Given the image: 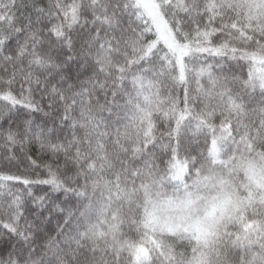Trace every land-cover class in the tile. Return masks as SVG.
I'll return each instance as SVG.
<instances>
[{
    "label": "snow or ice",
    "instance_id": "obj_1",
    "mask_svg": "<svg viewBox=\"0 0 264 264\" xmlns=\"http://www.w3.org/2000/svg\"><path fill=\"white\" fill-rule=\"evenodd\" d=\"M0 264H264V0H0Z\"/></svg>",
    "mask_w": 264,
    "mask_h": 264
}]
</instances>
